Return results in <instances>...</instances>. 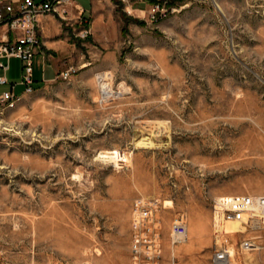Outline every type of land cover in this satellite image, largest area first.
<instances>
[{"label": "rangeland", "instance_id": "rangeland-1", "mask_svg": "<svg viewBox=\"0 0 264 264\" xmlns=\"http://www.w3.org/2000/svg\"><path fill=\"white\" fill-rule=\"evenodd\" d=\"M172 6L158 25L142 4L116 7L86 39L64 26L77 61L0 116V264H133L141 200L158 264H212L215 199L264 194V0ZM115 149L128 161L101 159ZM182 217L188 237L173 243ZM241 240L232 263L264 264Z\"/></svg>", "mask_w": 264, "mask_h": 264}, {"label": "built area", "instance_id": "built-area-1", "mask_svg": "<svg viewBox=\"0 0 264 264\" xmlns=\"http://www.w3.org/2000/svg\"><path fill=\"white\" fill-rule=\"evenodd\" d=\"M111 1L115 2L117 7H125L129 13V7L144 5L150 25H158L177 12L172 6L174 0ZM86 13L78 0H0V28L6 29L0 40V70L3 72L0 84L9 83L6 74L11 68L10 60L15 58L23 63L22 85L26 86L23 95L16 94V84L12 85L10 91L0 93V116L15 109L26 94L34 92L35 59L44 53L46 47L41 36V17H57L64 26L72 28L78 37L86 39L91 32ZM75 72L72 67L62 72L60 77L70 80ZM212 216V229L217 240L228 234V223H240L245 230L236 234V237H242L240 249L254 251L259 246L264 248V194L239 193L221 196L214 201ZM133 218V264H158L162 257L160 237L158 233L152 232L151 211L143 200L135 204ZM184 220V217L176 220L171 228L173 243H180L188 237L189 232ZM217 244L212 264H231L229 247L224 243Z\"/></svg>", "mask_w": 264, "mask_h": 264}, {"label": "crops", "instance_id": "crops-1", "mask_svg": "<svg viewBox=\"0 0 264 264\" xmlns=\"http://www.w3.org/2000/svg\"><path fill=\"white\" fill-rule=\"evenodd\" d=\"M88 1L90 2V4L87 8L84 7L80 2L79 3L86 10V17L92 18L89 26L93 30L94 26L95 28L107 27L108 29H111L114 17L112 10L117 7L115 2L111 0H105L103 2L97 0ZM101 4H103V7H105V9L103 10V13L100 14V17L97 18V20H94V15L89 14V12L93 10H99ZM40 26L42 29L41 36L46 47L44 53H42L35 59V88L46 84L48 81H53L58 78V74L63 69V62L70 63L73 61H77L76 59L79 55V49L76 42H71L72 35L70 33V30L66 29L57 17H41ZM5 32V28H0V40ZM81 44H83L84 47H89L85 42ZM117 53L118 52L116 50L108 51L106 53V57H108V59H114ZM94 54L98 55L99 53L98 51H94ZM13 60H15V58L10 60L11 68L10 71L6 74V78H8L9 83L7 85L0 84V93L10 91L12 85L16 84V94L23 95L26 89V86L22 85L23 63L19 59H17L22 63V65L19 71H14L12 66ZM2 74L3 72L2 70H0V76ZM18 89H21L22 92L18 93Z\"/></svg>", "mask_w": 264, "mask_h": 264}, {"label": "bare ground", "instance_id": "bare-ground-1", "mask_svg": "<svg viewBox=\"0 0 264 264\" xmlns=\"http://www.w3.org/2000/svg\"><path fill=\"white\" fill-rule=\"evenodd\" d=\"M101 77L104 78L105 75H102ZM102 158L105 159V160H108V159L112 160V161L114 160L115 162L116 161H121V162L126 161L127 162L128 161V154H126L125 152L123 153L122 151L115 149V150L108 151L106 153H102L101 154V159ZM226 231L228 232V234L225 237H223L222 239L217 240V243H218L217 245H221L222 243H224L225 245H227V247H229V251H230V254H231L230 263L233 264L232 263V258L236 254V252H235L236 248L234 247L233 242L237 238L236 234L238 232H245V230L240 225V223H228L227 227H226ZM185 239H187V238H184L183 241H185ZM230 243H232V244H230ZM254 250L263 251L264 252V248L262 246H259L257 249H254ZM244 252H250V251H244Z\"/></svg>", "mask_w": 264, "mask_h": 264}]
</instances>
